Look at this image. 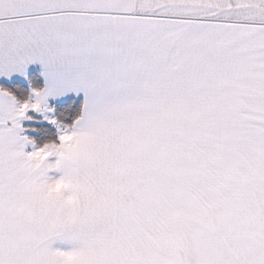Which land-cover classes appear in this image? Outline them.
I'll list each match as a JSON object with an SVG mask.
<instances>
[{
    "label": "snow or ice",
    "instance_id": "1",
    "mask_svg": "<svg viewBox=\"0 0 264 264\" xmlns=\"http://www.w3.org/2000/svg\"><path fill=\"white\" fill-rule=\"evenodd\" d=\"M33 63L34 102L0 90V264H264V0H0V76Z\"/></svg>",
    "mask_w": 264,
    "mask_h": 264
},
{
    "label": "trees",
    "instance_id": "2",
    "mask_svg": "<svg viewBox=\"0 0 264 264\" xmlns=\"http://www.w3.org/2000/svg\"><path fill=\"white\" fill-rule=\"evenodd\" d=\"M0 89L7 91L18 102L24 103L30 100L32 90L44 89V82L39 73H31L28 84L2 83ZM82 104V99H71L63 103L52 104L57 122L65 127H71L81 113ZM28 128H30L28 137L37 147H43L48 143H58V132L52 126L37 124Z\"/></svg>",
    "mask_w": 264,
    "mask_h": 264
},
{
    "label": "crops",
    "instance_id": "3",
    "mask_svg": "<svg viewBox=\"0 0 264 264\" xmlns=\"http://www.w3.org/2000/svg\"><path fill=\"white\" fill-rule=\"evenodd\" d=\"M44 69L42 67L41 64L39 63H33V64H29L24 72L23 75L19 74V73H14L11 75V77H5V76H0V84L2 83H24V84H28L29 82V76L31 73H39L40 76L43 79L44 82V89L46 87V80L45 77L43 75ZM1 90V89H0ZM37 91V90H32L31 91V98L28 102H34L35 98L33 96V92ZM71 99H82L84 100L83 94H76L74 92H69L64 96H59V97H49L47 100V109L46 111H44L43 113L41 112H34V111H29L26 115L28 117H31V119H24L21 121V126L22 128L25 130L24 132L21 133L22 136H25L29 139L28 134L30 133V126H34L37 124H47L52 126L53 128L56 129V131L58 132L59 135V131L56 127V125H53L51 123H49L50 120H56V117L54 115L53 109H52V104H56V103H63L66 102L68 100ZM20 104H23L21 102H19ZM57 124H59L57 122ZM61 125V124H59ZM62 128L65 127L63 125H61ZM30 140V139H29ZM35 145V144H34ZM36 148H39L35 145ZM27 151H31L32 147L29 146L27 149Z\"/></svg>",
    "mask_w": 264,
    "mask_h": 264
}]
</instances>
